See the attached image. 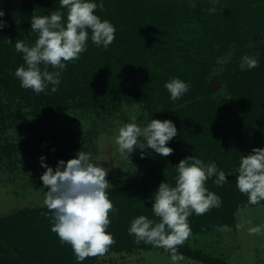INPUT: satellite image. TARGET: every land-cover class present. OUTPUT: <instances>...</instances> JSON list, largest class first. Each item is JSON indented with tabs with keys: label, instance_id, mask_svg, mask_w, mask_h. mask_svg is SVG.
<instances>
[{
	"label": "trees",
	"instance_id": "trees-1",
	"mask_svg": "<svg viewBox=\"0 0 264 264\" xmlns=\"http://www.w3.org/2000/svg\"><path fill=\"white\" fill-rule=\"evenodd\" d=\"M91 2L98 5L95 14L115 26L114 42L107 50L97 47L89 30L87 50L75 63H67L58 91L52 93L49 85L36 94L21 88L14 75L24 65L15 41L23 39L34 45L38 38L31 30L34 13L44 16L60 10L66 20L67 10L60 9L59 0H0V10L5 13L0 19L6 23L0 30V137L10 127L8 120L24 114L49 117L62 109H117L124 102L140 103L144 122L171 120L178 134L167 144L173 154L150 157L143 173H131L125 186L108 190L118 211L109 214L107 231L116 242L107 253L157 248L134 243L130 223L140 215L156 219L151 209L154 192L161 182L175 185V167L188 156L206 164L215 162L227 175L222 186L213 183L215 177L207 180L206 187L221 197L222 205L204 215L193 213L189 217L191 234L234 224L237 210L255 206L236 188L235 169L243 155L264 148V42L260 40L264 0H220L223 7L217 9H212L210 0ZM231 49L233 55L224 64L221 78L234 97L226 98L211 87L210 76ZM254 53H258L259 66L241 70L242 58ZM173 78L190 85L175 102L164 87ZM248 78L253 80L246 86L249 90L236 92L234 85ZM17 147L0 144V161L1 156L11 157ZM45 212L46 207L28 208L0 217V264H79L71 246L61 245L51 231V214L42 215ZM178 253L209 264H229L185 245L178 246ZM97 258L89 257L82 264H94Z\"/></svg>",
	"mask_w": 264,
	"mask_h": 264
},
{
	"label": "clouds",
	"instance_id": "clouds-1",
	"mask_svg": "<svg viewBox=\"0 0 264 264\" xmlns=\"http://www.w3.org/2000/svg\"><path fill=\"white\" fill-rule=\"evenodd\" d=\"M59 6L67 10L66 20L60 10L44 16L34 13L31 30L38 34L34 45H27L23 39L15 41V51L23 54L24 65L18 67L14 75L21 88L31 89L36 94L45 92L49 85L52 93L58 91L67 63H75L87 50L89 30L92 43L104 50L115 40V26L95 14L96 3L59 0ZM4 15L0 10V18ZM5 26L0 19V30ZM245 66L255 68L259 62L245 56L241 70H245ZM50 67L55 70L49 71ZM164 87L173 102L190 90V85L179 78L171 79ZM143 115L149 116L147 112ZM129 121L118 129L115 137L118 158L131 165L130 154L137 148L141 150V158L148 148L163 157L173 154L174 150L167 144L178 133L171 120L151 119L141 125L137 115L130 114ZM44 159L40 158L41 166L46 169L40 179L47 189L43 204L48 212L42 215L51 214V231L58 236L61 245L71 246L79 264L89 257L104 256L116 242L107 231L111 223L109 214L118 211L109 198L108 190L112 188L106 179L109 169L94 163L91 154L81 150L75 158L58 161L55 170L43 163ZM175 169V185L161 182L152 196L151 209L156 219L140 215L131 221L128 229L135 237L134 243L163 248L173 259H176L178 246L191 235L189 217L193 213L204 215L222 205L221 197L206 187L207 180L215 177L213 183L217 186L227 182V175L218 170L215 162L206 164L194 156L181 159ZM235 172L236 188L248 197V204L258 205L264 201V148H253L251 154L243 155ZM262 227L250 228L249 234H260Z\"/></svg>",
	"mask_w": 264,
	"mask_h": 264
},
{
	"label": "rangeland",
	"instance_id": "rangeland-1",
	"mask_svg": "<svg viewBox=\"0 0 264 264\" xmlns=\"http://www.w3.org/2000/svg\"><path fill=\"white\" fill-rule=\"evenodd\" d=\"M210 2L212 9L223 7L220 0ZM260 40L264 42V29L260 32ZM232 52L233 49L219 59L210 76L211 87L226 98L234 95L227 89V83L221 75L224 64L233 55ZM257 55L258 53H254L247 57L257 60ZM251 69L245 66V70ZM250 81L253 80L248 78L243 83L239 80L234 85L235 91H248L249 87L246 86ZM15 110L18 111L16 108ZM20 110L25 109L19 108ZM130 114H136L137 122L141 125L146 124L141 119V104L136 102H124L117 109L108 106L62 109L55 116L24 114L15 120H8L10 127L1 132L0 144L9 142L18 147L11 157L1 156L0 217L18 210L46 207L43 200L47 189L40 179L46 169L41 166V157L45 158L43 163L55 170L58 161L75 158L80 150L90 153L94 163L109 169L106 179L112 188L125 186L131 173H143L149 158L156 155L154 150L145 149L146 159H142L141 150L137 148L130 154L131 165L116 156L115 137L118 129L130 122ZM256 226H264V203L240 208L236 211L234 224L191 234L183 245L191 251L219 258L229 264H264V227L260 234H249V229ZM94 264L209 263L178 252L176 259H173L170 252L160 248H140L111 251L98 257Z\"/></svg>",
	"mask_w": 264,
	"mask_h": 264
}]
</instances>
